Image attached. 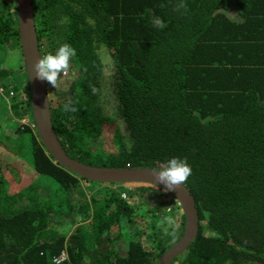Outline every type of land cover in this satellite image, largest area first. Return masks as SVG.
Returning <instances> with one entry per match:
<instances>
[{
  "label": "trees",
  "instance_id": "16d2710c",
  "mask_svg": "<svg viewBox=\"0 0 264 264\" xmlns=\"http://www.w3.org/2000/svg\"><path fill=\"white\" fill-rule=\"evenodd\" d=\"M33 5L42 56L63 43L76 50L69 88L55 98L47 82L67 154L92 166L156 170L186 157L192 175L184 185L196 202L199 232L173 264H264V0ZM59 19L62 39L49 48L51 21ZM0 47L21 49L14 0H0ZM10 72L0 70V79ZM108 77L113 114L104 106ZM28 113L30 98L16 117ZM22 145L31 151L32 175L45 182L31 174L25 180L17 164ZM83 182L54 161L36 127L0 133V264H157L182 237L185 215L171 194L135 186V199L99 183L104 187L88 199ZM156 191L162 201L148 202ZM166 217L179 227L167 228ZM123 223L134 227L130 235ZM64 251L68 259L56 263Z\"/></svg>",
  "mask_w": 264,
  "mask_h": 264
},
{
  "label": "water",
  "instance_id": "95a60500",
  "mask_svg": "<svg viewBox=\"0 0 264 264\" xmlns=\"http://www.w3.org/2000/svg\"><path fill=\"white\" fill-rule=\"evenodd\" d=\"M21 50L31 90L32 115L38 136L54 161L76 176L92 183L153 186L171 194L179 202L185 215V230L182 237L169 250L161 255L157 264H173L184 254L199 232V214L196 202L185 185L176 191H166L164 185H154L152 168H109L87 165L70 157L55 131L47 81L34 77L32 66L42 57L33 0H15Z\"/></svg>",
  "mask_w": 264,
  "mask_h": 264
},
{
  "label": "rangeland",
  "instance_id": "374dc122",
  "mask_svg": "<svg viewBox=\"0 0 264 264\" xmlns=\"http://www.w3.org/2000/svg\"><path fill=\"white\" fill-rule=\"evenodd\" d=\"M1 1L6 2V3L11 2V0H1ZM51 24H56V25L55 27H53L52 32L50 33V39L46 41L47 47L50 46L49 48H51L52 45L57 44L62 39L61 32L64 31L65 21L64 19H59L58 21H51ZM47 47L46 46L44 47L45 52H47ZM3 69L11 71V72L9 73L8 77L0 79V133L5 132L6 134L8 133L11 134L14 131H16V129L18 128L20 124H28L31 127H35L34 119L31 116L32 113H28L26 117L23 118L22 120H19L16 117V112H18L19 109L23 111V109H25L26 104L30 98L29 96L30 94L26 92L29 86V80H28V75L26 73L24 56H23L21 49H18V48L13 49L11 47H6V48L0 47V70H3ZM73 78H74V70H72L70 67L68 74L66 76L62 75L59 86L57 88H54L53 86H51L54 90L53 95L55 98H56L55 91L56 92L58 90L66 91L69 88V85L72 82ZM109 86H110V79L108 77L107 83L105 85L106 90L104 94L105 96L104 106H105V109L109 112V114L111 113L113 114L116 109V105L114 104L112 100ZM16 106L17 108H15ZM26 143H28V141H26ZM95 145H98V144H95ZM22 146L23 147L25 146L24 153L22 152V155L25 156V159H23L22 158L23 156H22L21 161L18 160L19 163L17 164H19L20 170H22V172L25 174V180L29 181L28 179H31L30 176H32L34 180L38 182H40L41 180H44L45 182V179L47 180L46 177L41 178L37 174H35L34 176L32 175L35 172V170L31 162L32 161V157L30 153L31 151L28 148L30 144L28 146L26 145H22ZM17 147L19 148L18 145ZM106 147L110 148V142L107 143ZM21 162L23 164H21ZM55 186L57 187L58 185L55 184ZM135 186L136 185H120V186L110 185L109 187L113 188L117 192L125 193L124 197L127 193H131L132 198L136 199L138 198V194L137 192H135ZM103 187L104 186L99 183L91 184L89 182H83L82 190L88 196V199H90L94 194H96ZM151 188L155 189V187H151ZM5 189L8 190V192H11V191L13 192L14 186L13 184H11L9 186H5ZM157 192H160V191H156V192L149 194L150 196H148L147 201L148 202H151L152 200L153 201L157 200V202L162 201V198H156L157 196L154 199V196L156 195L155 193ZM162 208H159V212L160 210H164V208L163 209ZM145 213H147L146 209L145 211L142 210L140 212V214H145ZM166 225H167L166 226L167 228L172 227V225H169L167 222H166ZM123 227L125 231L128 230L127 232L128 235H130L131 232L134 231V227H130V225H128L127 223H123ZM147 234L148 232H146L145 239L148 244L152 245L151 244L152 240L149 239L148 237L150 236V234L149 235ZM126 248H127V242H122L119 244V249L121 252L123 250L126 251Z\"/></svg>",
  "mask_w": 264,
  "mask_h": 264
},
{
  "label": "clouds",
  "instance_id": "9594fccd",
  "mask_svg": "<svg viewBox=\"0 0 264 264\" xmlns=\"http://www.w3.org/2000/svg\"><path fill=\"white\" fill-rule=\"evenodd\" d=\"M160 27L163 23L157 21ZM76 55V50L68 43H63L58 47L54 54L49 53L38 59L32 66L34 77L47 81L54 88L59 86L62 75L66 76L69 72L70 61ZM96 91L95 88L92 89ZM65 111H76L75 108L64 106ZM192 175V168L187 158L173 157L168 159L158 170H153L154 182L152 184L164 185L166 191H176L181 185H184ZM165 220L169 225L178 228L179 225L171 217ZM175 235V232H173Z\"/></svg>",
  "mask_w": 264,
  "mask_h": 264
},
{
  "label": "built area",
  "instance_id": "2783aa9c",
  "mask_svg": "<svg viewBox=\"0 0 264 264\" xmlns=\"http://www.w3.org/2000/svg\"><path fill=\"white\" fill-rule=\"evenodd\" d=\"M67 259H68L67 251H64V252L61 253L60 256H58L57 258H55L54 261H55L56 263H60V262H63V261H65V260H67Z\"/></svg>",
  "mask_w": 264,
  "mask_h": 264
}]
</instances>
